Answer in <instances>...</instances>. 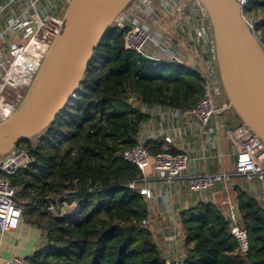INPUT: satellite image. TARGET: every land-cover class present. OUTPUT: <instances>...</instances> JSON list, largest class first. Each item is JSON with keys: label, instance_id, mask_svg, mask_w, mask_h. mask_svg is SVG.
<instances>
[{"label": "trees", "instance_id": "1", "mask_svg": "<svg viewBox=\"0 0 264 264\" xmlns=\"http://www.w3.org/2000/svg\"><path fill=\"white\" fill-rule=\"evenodd\" d=\"M259 11L264 0L248 1L243 16ZM125 32L113 25L103 35L75 97L43 134L16 147L32 162L3 177L15 191L22 221L41 234L27 264H164L151 231L141 225L149 216L146 198L128 188L142 175L123 153L140 144V128L149 120L141 107L187 112L201 97L203 81L188 67L154 64L126 50ZM259 41L264 47V31ZM224 114L228 125L241 124L232 112ZM142 147L150 157L167 153L155 141ZM232 191L247 253L236 252L221 210L198 202L179 215L186 248L180 264H264V207L239 187ZM64 204L78 211L71 217L49 211Z\"/></svg>", "mask_w": 264, "mask_h": 264}, {"label": "built area", "instance_id": "2", "mask_svg": "<svg viewBox=\"0 0 264 264\" xmlns=\"http://www.w3.org/2000/svg\"><path fill=\"white\" fill-rule=\"evenodd\" d=\"M248 1L254 0H239L244 5ZM37 3L38 0L29 1L21 15L8 21L7 27L0 31V122L11 117L20 105L61 28V18L39 10ZM160 3L168 15H175L190 21L193 19L196 21L194 15L197 16V14L205 17L202 9L191 0H160ZM164 17L160 15L152 0H136V3H133L115 24L118 28L126 30L123 39L126 50L149 58L154 64L167 62L184 66V58L179 53L181 44L173 41L166 32L159 31ZM18 31L23 32L22 42L7 43L6 49L3 50L2 44L5 38ZM192 31L195 39L203 38V32L198 27H193ZM197 73L203 81L202 94L194 107L186 113L196 120L199 127L205 128L217 112V101L223 97L214 51L205 69ZM225 105V103L222 104L221 110ZM225 136L235 152L236 175L242 177L247 183L253 181L263 183L264 144L242 124L227 126ZM165 141L167 142L168 139L166 138ZM123 161L140 171L142 178L139 183L131 182L128 188H138L139 193L145 198H149V192L144 188H139V185L145 182L147 169L153 171L156 179L171 183L183 177L188 164V158L181 154L175 156L157 154L150 157L141 144L125 151ZM31 162V158L23 150L17 148L9 155L0 158V234L15 231L22 221L21 208L15 200V191L3 177L15 175ZM185 180L191 193L200 194L210 190L216 184L228 187L231 176L211 173L194 174L186 176ZM223 206L229 224V233L236 243V252L239 255H245L249 247L247 233L241 225L234 198L227 197ZM73 208L75 212L78 211L77 206ZM49 211L63 216L65 204L59 208L50 206ZM141 225L148 227L149 219L143 220ZM171 238L174 239V235ZM4 264L27 263L21 258L14 257L4 261ZM164 264H180V261L164 259Z\"/></svg>", "mask_w": 264, "mask_h": 264}, {"label": "water", "instance_id": "3", "mask_svg": "<svg viewBox=\"0 0 264 264\" xmlns=\"http://www.w3.org/2000/svg\"><path fill=\"white\" fill-rule=\"evenodd\" d=\"M133 1L64 0L59 34L18 108L0 122V158L48 129L75 97L94 48ZM193 1L211 30L218 79L226 99L222 112H232L264 144V47L243 16L245 5L239 0Z\"/></svg>", "mask_w": 264, "mask_h": 264}, {"label": "crops", "instance_id": "4", "mask_svg": "<svg viewBox=\"0 0 264 264\" xmlns=\"http://www.w3.org/2000/svg\"><path fill=\"white\" fill-rule=\"evenodd\" d=\"M29 1L31 0H0V31L7 27L8 21L21 15ZM38 1H43L42 10L47 13L53 6L51 5L53 0ZM152 2L160 15L165 16L159 31L166 32L173 41L181 44L179 53L184 58V66L192 71H203L213 54L211 30L206 18L197 14L194 15L196 21L192 18V21L185 18L176 19L174 15H168L160 0ZM61 7L58 6V9H62ZM176 22L182 27L177 28ZM195 26L203 32L202 39L194 38L192 28ZM22 35V31L9 34L2 44V49H6L7 43H21ZM222 104V99H219L216 103L217 112L205 128L199 127L196 120L186 112L150 107L161 110H157L154 116L147 111L149 108L141 107L143 113L149 112L150 115L147 113L149 120L140 128L138 142L142 145L147 141H155L159 149L166 151V154L173 152L188 158L187 168L181 179L171 183L160 181L156 179L151 169H147L145 182L139 185V188L149 192V198H146L148 228L163 259L180 261L184 257L186 248L179 224L181 212L198 202L210 203L217 206L226 218L223 202L227 197L234 198L232 188L239 187L243 190L242 184L247 186L249 184L235 173V152L225 136V129L229 125L227 116L221 110ZM206 173L228 174L231 176L230 185L226 187L223 184H216L203 193H191L185 177ZM173 235L174 239L171 238ZM40 246L39 230L21 221L15 231L0 234V264L14 257L25 260L38 251Z\"/></svg>", "mask_w": 264, "mask_h": 264}, {"label": "rangeland", "instance_id": "5", "mask_svg": "<svg viewBox=\"0 0 264 264\" xmlns=\"http://www.w3.org/2000/svg\"><path fill=\"white\" fill-rule=\"evenodd\" d=\"M133 3H136V0H134L126 8V10L123 12V14L121 16H124V14L129 10L130 6ZM37 5H38V9L43 11L42 10V7H44L43 1H40V2L38 1ZM51 5H53V6H52V8L49 9L48 13L52 14L55 17L58 16L59 18H61L63 15L64 9H65L64 0H53L51 2ZM58 6H62L61 7L62 9H58ZM43 12H45V11H43ZM119 18L116 21H118ZM174 18L177 19L180 17H176L174 15ZM245 19L247 20L248 24L251 26L252 30L255 32L257 38L259 40H261L262 39V33L264 31V11H259L258 13H251ZM178 21H180V20H178ZM114 25H116V24L114 23ZM178 25H179V22H176L177 28L181 26V25L180 26H178ZM169 26H170V24H169ZM162 28H164V27H162ZM222 101H223V97H222ZM157 110L158 109H156V108H149L147 111H149L151 114H153L155 116L158 111H161V110H158V111ZM149 112H146V114L148 113V115H150ZM224 113H226V112H224ZM242 189L244 191H246L252 198H254L262 207H264V183H262L260 181H254V182L249 183L248 186L245 184H242ZM74 214H75V209L71 206L70 207L67 206L65 209V215L67 217H71Z\"/></svg>", "mask_w": 264, "mask_h": 264}]
</instances>
